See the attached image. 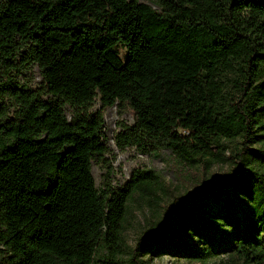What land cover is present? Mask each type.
I'll use <instances>...</instances> for the list:
<instances>
[{"label": "trees", "instance_id": "trees-1", "mask_svg": "<svg viewBox=\"0 0 264 264\" xmlns=\"http://www.w3.org/2000/svg\"><path fill=\"white\" fill-rule=\"evenodd\" d=\"M114 106L134 115L119 146L222 172L177 196L152 171L98 189ZM162 258L264 264V0H0V264Z\"/></svg>", "mask_w": 264, "mask_h": 264}, {"label": "rangeland", "instance_id": "rangeland-1", "mask_svg": "<svg viewBox=\"0 0 264 264\" xmlns=\"http://www.w3.org/2000/svg\"><path fill=\"white\" fill-rule=\"evenodd\" d=\"M32 89H37L41 83L38 67L32 66L19 78ZM99 103L94 110L100 109ZM71 117V110H67ZM106 128L104 130L107 153L93 161L92 172L98 189L111 186L124 187L132 180L137 171H152L158 176L157 189H163L168 195L177 196L193 192L206 180H211L222 170L218 167L211 169L199 168L190 170L178 163L172 155L162 149L160 152L151 147L127 146L121 147L117 143V135L122 132L123 126L134 125V115L128 108L114 106L105 112ZM163 194V192H161ZM162 196V195H161ZM165 206V204H162ZM147 201H140L138 197L130 208V217L127 225V236L130 244H134L142 227L150 219ZM153 264H192L186 261H177L171 258L157 259ZM208 264H241L228 258L212 259Z\"/></svg>", "mask_w": 264, "mask_h": 264}]
</instances>
